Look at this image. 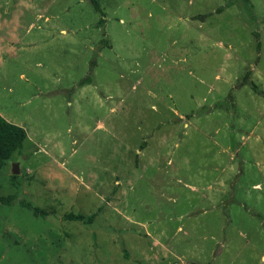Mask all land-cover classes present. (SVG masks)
<instances>
[{
    "label": "rangeland",
    "instance_id": "obj_1",
    "mask_svg": "<svg viewBox=\"0 0 264 264\" xmlns=\"http://www.w3.org/2000/svg\"><path fill=\"white\" fill-rule=\"evenodd\" d=\"M97 3L0 0V264H264V0Z\"/></svg>",
    "mask_w": 264,
    "mask_h": 264
},
{
    "label": "trees",
    "instance_id": "obj_2",
    "mask_svg": "<svg viewBox=\"0 0 264 264\" xmlns=\"http://www.w3.org/2000/svg\"><path fill=\"white\" fill-rule=\"evenodd\" d=\"M90 3L93 5L95 11L101 13L100 7L97 3V0H89ZM246 3L248 0H244ZM105 46L109 47V42L106 40ZM90 82L89 76L84 78L80 85H84ZM253 89L256 90V87L253 86ZM27 134L26 131L13 123L8 122L0 115V170L3 168L5 163L11 158V156L20 151L23 147V143L26 140ZM15 176H12L14 179ZM15 199V196H7V197H0V204L3 205H10L11 202ZM20 207H25L28 209L33 210L34 216H41L45 217L48 215V212L40 210L38 208H31L30 204L24 200H20L19 202ZM64 221L70 222H78L83 223L86 225H90L95 218V214L85 216L81 213H67L61 217Z\"/></svg>",
    "mask_w": 264,
    "mask_h": 264
},
{
    "label": "water",
    "instance_id": "obj_3",
    "mask_svg": "<svg viewBox=\"0 0 264 264\" xmlns=\"http://www.w3.org/2000/svg\"><path fill=\"white\" fill-rule=\"evenodd\" d=\"M12 173L13 174H17L18 173V169H17V165L16 164L13 165Z\"/></svg>",
    "mask_w": 264,
    "mask_h": 264
}]
</instances>
